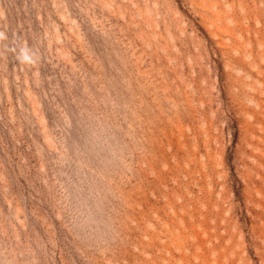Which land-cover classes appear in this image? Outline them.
<instances>
[{
	"label": "rangeland",
	"instance_id": "obj_1",
	"mask_svg": "<svg viewBox=\"0 0 264 264\" xmlns=\"http://www.w3.org/2000/svg\"><path fill=\"white\" fill-rule=\"evenodd\" d=\"M0 264H264V0H0Z\"/></svg>",
	"mask_w": 264,
	"mask_h": 264
}]
</instances>
